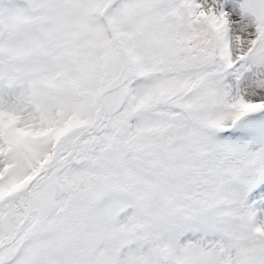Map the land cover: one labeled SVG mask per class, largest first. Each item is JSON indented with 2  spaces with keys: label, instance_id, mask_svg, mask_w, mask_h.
Wrapping results in <instances>:
<instances>
[{
  "label": "snow or ice",
  "instance_id": "1",
  "mask_svg": "<svg viewBox=\"0 0 264 264\" xmlns=\"http://www.w3.org/2000/svg\"><path fill=\"white\" fill-rule=\"evenodd\" d=\"M0 264H264V0H0Z\"/></svg>",
  "mask_w": 264,
  "mask_h": 264
}]
</instances>
